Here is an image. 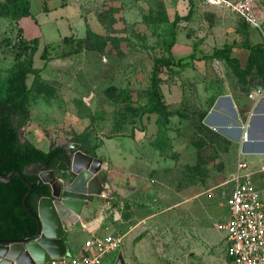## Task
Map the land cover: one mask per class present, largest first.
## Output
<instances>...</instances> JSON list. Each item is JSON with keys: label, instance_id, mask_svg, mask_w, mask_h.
I'll use <instances>...</instances> for the list:
<instances>
[{"label": "rangeland", "instance_id": "374dc122", "mask_svg": "<svg viewBox=\"0 0 264 264\" xmlns=\"http://www.w3.org/2000/svg\"><path fill=\"white\" fill-rule=\"evenodd\" d=\"M29 1L33 18L16 21L0 10V82L26 58L15 59L16 40H39L32 63L40 73L27 78L32 93L21 141L48 151L87 134L104 162L113 146L140 145L149 188L131 195L133 210L120 212L141 223L144 237L135 243L133 233L119 230L125 263L225 264V233L215 226L227 219L237 144L205 121L218 99H243L260 83L259 65L246 62L247 47L264 44V0H247L257 30L233 9L239 0ZM8 3L0 0V8ZM217 51L228 52L244 74ZM161 58L174 64L157 75L155 104L150 79Z\"/></svg>", "mask_w": 264, "mask_h": 264}, {"label": "trees", "instance_id": "16d2710c", "mask_svg": "<svg viewBox=\"0 0 264 264\" xmlns=\"http://www.w3.org/2000/svg\"><path fill=\"white\" fill-rule=\"evenodd\" d=\"M30 6L29 0H9L8 5L0 10L5 16L17 21L25 17L33 18ZM66 39L65 37L64 40ZM38 43V38L27 40L20 37L16 40L13 44L16 51L15 59L19 60L22 56L26 58L0 82V175L7 176L17 171L26 182L32 184L33 191L26 201L27 208L31 212H35L37 201L49 196L50 193L48 185L40 182L38 173L53 169L60 162L67 166L70 164L65 153V146H56L48 151H42L27 140L21 141L20 130L28 119L24 107L32 93L27 85V78L33 75L35 79L40 73V70L34 68L32 63ZM247 50L249 56L246 65L251 66L254 62L259 65L260 83L257 85L259 86L264 77V46L259 44L247 47ZM215 53L224 58L236 75L244 74L245 70L241 69L238 61L231 58L228 52L217 51ZM40 59H47L46 48H43ZM173 64V60L161 58L153 65L150 94L155 104L159 101L157 75L163 67L169 68ZM74 143L80 145L79 149L83 153L96 156L94 150H90L87 134L78 135ZM21 177L14 174L7 183L0 181V239L2 240L22 239L33 236L37 232L36 220L23 208V198L29 189Z\"/></svg>", "mask_w": 264, "mask_h": 264}, {"label": "crops", "instance_id": "0c3cea01", "mask_svg": "<svg viewBox=\"0 0 264 264\" xmlns=\"http://www.w3.org/2000/svg\"><path fill=\"white\" fill-rule=\"evenodd\" d=\"M254 90H251L249 94ZM248 95L243 99L233 96L218 99L208 116L210 117L209 126L237 144L238 160L247 164V171L255 182L264 183V173L261 172L264 168V96L259 99H249ZM242 115L245 121L241 119ZM244 131L248 134L246 141L241 140ZM108 151L110 161L102 162L110 203L100 209L103 218L99 215L87 226L77 222L65 230L63 241L67 250L70 251V256L82 255L85 252L84 242L93 236L120 235L119 230H122L123 235L133 233L132 242L135 243H139L144 237V234L139 232L143 227L141 223L133 225L131 222L133 215L123 217L120 210L126 205L133 210L135 197L131 195L144 193L145 187L149 188V183L147 184L144 179L150 172L145 151L140 145L134 143L119 147L117 150L113 146L111 151ZM95 155L94 158L103 160L100 153ZM136 199L142 201V197L137 195ZM74 238H77V245L74 244Z\"/></svg>", "mask_w": 264, "mask_h": 264}, {"label": "water", "instance_id": "95a60500", "mask_svg": "<svg viewBox=\"0 0 264 264\" xmlns=\"http://www.w3.org/2000/svg\"><path fill=\"white\" fill-rule=\"evenodd\" d=\"M209 1V0H203ZM210 125V117L205 121ZM80 145L71 143L65 147L70 161L55 168L40 171V182L48 185L49 196L40 198L35 212H31L26 201L33 186L17 171L7 176L0 175V181L7 183L16 174L26 182L28 192L23 198V208L37 222V232L22 239H0V261L9 264H49L51 261L70 257V251L63 241L65 230L79 222L87 226L102 216L100 209L110 203L103 174V162L88 156L79 149ZM62 174L56 176L55 171ZM112 264H126L122 252H118Z\"/></svg>", "mask_w": 264, "mask_h": 264}, {"label": "built area", "instance_id": "2783aa9c", "mask_svg": "<svg viewBox=\"0 0 264 264\" xmlns=\"http://www.w3.org/2000/svg\"><path fill=\"white\" fill-rule=\"evenodd\" d=\"M233 9L241 14L250 28L259 29L249 1L239 0ZM263 96L264 77L248 98ZM247 137L244 131L241 140L246 141ZM261 172L264 173V168ZM229 181L231 188L225 201L228 216L224 223L215 226L225 233V264H264V183L255 182L247 171V164L241 160H238ZM122 245L120 235L93 236L84 242L82 255L65 257L49 264H100L105 255L119 251Z\"/></svg>", "mask_w": 264, "mask_h": 264}, {"label": "bare ground", "instance_id": "6f19581e", "mask_svg": "<svg viewBox=\"0 0 264 264\" xmlns=\"http://www.w3.org/2000/svg\"><path fill=\"white\" fill-rule=\"evenodd\" d=\"M210 1V0H209ZM213 0H211V3H213L212 2ZM215 1V0H214ZM0 264H9V263H7V262H5V261H0Z\"/></svg>", "mask_w": 264, "mask_h": 264}]
</instances>
